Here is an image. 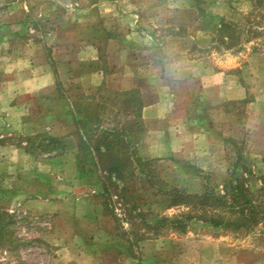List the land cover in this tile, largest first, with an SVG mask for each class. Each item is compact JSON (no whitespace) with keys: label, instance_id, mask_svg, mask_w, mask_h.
Masks as SVG:
<instances>
[{"label":"rangeland","instance_id":"obj_1","mask_svg":"<svg viewBox=\"0 0 264 264\" xmlns=\"http://www.w3.org/2000/svg\"><path fill=\"white\" fill-rule=\"evenodd\" d=\"M130 90L137 155L169 187L221 190L242 165L264 175V0H0V264H264V223L154 232L188 209L131 179L129 157L110 180L124 199L106 208L111 182L78 169L75 104L104 105L101 127L129 148ZM39 133L61 153H26Z\"/></svg>","mask_w":264,"mask_h":264},{"label":"trees","instance_id":"obj_2","mask_svg":"<svg viewBox=\"0 0 264 264\" xmlns=\"http://www.w3.org/2000/svg\"><path fill=\"white\" fill-rule=\"evenodd\" d=\"M58 84L59 82L56 81V86ZM122 95L128 97L124 103L131 108V112L134 114L128 134V143L132 145L129 148L123 144L125 132L114 127L111 129L101 127V124L104 123L101 115V112L103 113L105 110L104 105L99 103L92 105L91 101L85 102L88 99L91 100L92 97H82L80 102L75 104L76 111L74 113L82 116L77 120L78 130L76 133L82 156V159L78 161V169L102 174L108 183L111 182V177L124 181L125 168L122 161L125 157H129L132 164L131 179L136 180L139 184H147L154 191V196L166 197L169 207L181 206L188 209L187 212L174 217L163 216L153 220L151 229L154 232L159 228H167L182 233L191 221H199L212 228L234 230L252 229L264 223V175L255 177L243 165L233 168V175H230V179L222 186L221 190L207 184L201 194H187L174 187H169L162 181L155 174L153 162L142 160L137 155L136 146L143 131L140 116L144 107L143 101L137 96L135 90H130ZM63 145L60 139L44 133L27 137L23 142L26 153L32 156L59 154ZM239 170L241 175L236 176L235 173ZM253 181H257L255 187L249 185ZM124 193L125 188L117 187L113 181L104 186L99 195L105 199L107 208L111 205L112 196L123 201ZM144 214L137 213L138 216H144ZM4 216L7 214L0 212V238L6 224L12 222L11 218L7 219L5 223Z\"/></svg>","mask_w":264,"mask_h":264},{"label":"crops","instance_id":"obj_3","mask_svg":"<svg viewBox=\"0 0 264 264\" xmlns=\"http://www.w3.org/2000/svg\"><path fill=\"white\" fill-rule=\"evenodd\" d=\"M99 82H100V81H99ZM148 108H149V110H150V111H152V110H153V108H152V107H148Z\"/></svg>","mask_w":264,"mask_h":264}]
</instances>
